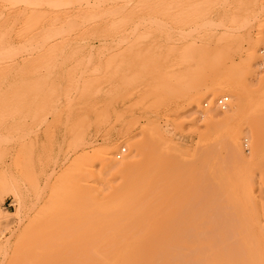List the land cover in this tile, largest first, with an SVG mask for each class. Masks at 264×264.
I'll list each match as a JSON object with an SVG mask.
<instances>
[{"label": "rangeland", "instance_id": "obj_1", "mask_svg": "<svg viewBox=\"0 0 264 264\" xmlns=\"http://www.w3.org/2000/svg\"><path fill=\"white\" fill-rule=\"evenodd\" d=\"M0 1V264H111L113 235L126 233L111 218L133 203L138 218L161 214L170 229L238 223L239 253L264 264V0ZM230 94L240 112L206 123L202 110L228 95V109L214 104L224 114ZM256 131L262 148L243 163L230 145L242 138L249 155ZM127 140L142 161L114 177L105 157L128 158Z\"/></svg>", "mask_w": 264, "mask_h": 264}, {"label": "bare ground", "instance_id": "obj_2", "mask_svg": "<svg viewBox=\"0 0 264 264\" xmlns=\"http://www.w3.org/2000/svg\"><path fill=\"white\" fill-rule=\"evenodd\" d=\"M8 1V0H7ZM10 1V0H9ZM8 1V2H9ZM57 1V0H56ZM55 1V2H56ZM88 1V0H87ZM116 1H118V0H116ZM115 1V2H116ZM147 1V0H146ZM145 1V2H146ZM152 1V0H151ZM165 1V0H164ZM181 1V0H180ZM183 1H185V0H183ZM206 1V0H205ZM221 1V0H220ZM1 2V1H0ZM112 2V1H111ZM124 2V1H123ZM139 2V1H138ZM148 2H149V0H148ZM158 2V1H157ZM160 2H161V0H160ZM190 2V1H189ZM7 3V2H6ZM99 3V2H98ZM117 3V2H116ZM141 3V2H140ZM150 3V2H149ZM166 3V2H165ZM168 3V2H167ZM174 3V2H173ZM172 3V4H173ZM185 3H186V1H185ZM184 2H183V6H184V4H185ZM202 3V2H201ZM1 4V3H0ZM129 4V3H128ZM142 4V3H141ZM146 4H148V3H146ZM150 4H153V3H150ZM159 4V3H158ZM157 4V5H158ZM161 4H162V2H161ZM181 4V3H180ZM191 4H192V2H191ZM195 4V3H194ZM200 4V3H199ZM229 4V3H228ZM15 5V4H14ZM47 5V4H46ZM149 5V4H148ZM160 5V4H159ZM186 5V4H185ZM188 5H189V3H188ZM193 5V4H192ZM192 5H191V7H192ZM210 5V4H209ZM88 6V5H87ZM135 6V5H134ZM142 6V5H141ZM145 6V5H144ZM147 6V5H146ZM171 6V5H170ZM182 5L180 6L181 8L180 9H183L182 7H183ZM138 7V6H137ZM163 7H164V5H163ZM177 7H179V6H177ZM189 7V6H188ZM218 7V6H217ZM147 8H148V6H147ZM205 8V7H204ZM208 8V7H207ZM206 8V9H207ZM137 9V8H136ZM140 9V8H139ZM142 9V8H141ZM146 9V8H145ZM144 9V10H145ZM162 9V8H161ZM171 10H172V8H170ZM176 9V8H175ZM5 10V9H4ZM82 10V9H81ZM85 10H87V9H85ZM90 10V9H89ZM153 10V9H152ZM157 10V9H156ZM183 10H186V8L185 9H183ZM83 11V10H82ZM129 11V10H128ZM137 11V10H136ZM148 11V10H147ZM176 11V10H175ZM178 11V10H177ZM177 11H176V13H177ZM187 11V10H186ZM0 12H2V11H0ZM33 12V11H32ZM180 11H178V13H179ZM31 13V12H30ZM64 13V12H63ZM135 13V12H134ZM142 13V12H141ZM174 13V12H173ZM188 13V12H187ZM191 14H192V10H191V12H190ZM189 13V14H190ZM62 14V13H61ZM60 14V15H61ZM67 14V13H66ZM128 14V13H127ZM190 14V15H191ZM197 14V13H196ZM201 14V13H200ZM205 14V13H204ZM203 14V15H204ZM208 14V13H207ZM56 15H58V14H56ZM56 15L54 16V17H56ZM70 15V14H69ZM157 15V14H156ZM171 15V14H170ZM184 15V14H183ZM187 15V14H186ZM185 15V16H186ZM189 15V16H190ZM193 15V14H192ZM203 15H201V16H203ZM206 15V14H205ZM0 16H1V14H0ZM3 16H4V14H3ZM180 16V15H179ZM178 16V17H179ZM195 16V15H194ZM194 16L193 17H190V18H194ZM199 16V15H198ZM2 17V16H1ZM62 17V16H61ZM64 17V16H63ZM75 17V16H74ZM73 17V18H74ZM81 17V16H80ZM115 17V16H114ZM125 17V16H124ZM128 18L130 17V16H127ZM181 17V16H180ZM188 17V16H187ZM200 17V16H199ZM204 17H206V16H204ZM7 18V17H6ZM6 18H4V20L6 19ZM30 18V17H29ZM69 18V17H68ZM78 18V17H77ZM82 18V17H81ZM183 18H185V17H183ZM182 18V19H183ZM196 18V17H195ZM194 18V20H196ZM127 19V18H126ZM164 19V18H163ZM178 19V18H177ZM188 19V18H187ZM224 19V18H223ZM61 20V19H60ZM70 20H72V19H70ZM108 20V19H107ZM138 20V19H137ZM150 20V19H149ZM158 20V19H157ZM202 20V19H201ZM0 21H1V19H0ZM7 21H9V22H11L10 20H7ZM7 21H5L4 23H5V25L8 23ZM17 21V20H16ZM109 21V20H108ZM123 21H125V20H123ZM127 21V20H126ZM151 21V20H150ZM168 21V20H167ZM179 21V20H178ZM184 21V20H183ZM183 21H181V22H183ZM197 21V20H196ZM2 23H3V20L1 21ZM44 22V21H43ZM55 22V21H54ZM59 22V21H58ZM105 22V21H104ZM118 22V21H117ZM173 22V21H172ZM180 22V21H179ZM194 22V21H193ZM1 23V24H2ZM119 23V22H118ZM151 23V22H150ZM158 23V22H157ZM222 23V22H221ZM96 24V23H95ZM117 24V23H116ZM166 24V23H165ZM185 24H188V23H186V20H185ZM189 24H190V22H189ZM188 24V25H189ZM209 24V23H208ZM214 24V23H213ZM24 25V24H23ZM30 25V24H29ZM35 25V24H34ZM90 25V24H89ZM180 25H182V24H180ZM2 26V25H1ZM25 26V25H24ZM49 26V25H48ZM117 26V25H116ZM145 26V25H144ZM190 26V25H189ZM212 26V25H211ZM21 27V26H20ZM26 27V26H25ZM53 27V26H52ZM93 28V27H92ZM109 28H110V26H109ZM137 28V27H136ZM3 29V28H2ZM56 29V28H55ZM122 29V28H121ZM157 29V28H156ZM22 30V29H21ZM20 30V31H21ZM38 30V29H37ZM46 30H47V28H46ZM46 30H43V31H46ZM51 30V29H50ZM113 30V29H112ZM135 30V29H134ZM146 30H147V28H146ZM6 31V30H5ZM116 31V30H115ZM50 32V31H49ZM19 33V32H18ZM27 33V32H26ZM31 33V32H30ZM36 33V32H35ZM181 33V32H180ZM189 33V32H188ZM29 34V33H28ZM27 34V35H28ZM37 34V33H36ZM36 34H35V37H37L36 36ZM40 34V32L38 31V34L37 35H39ZM89 34H90V32H89ZM184 34V33H183ZM187 34V33H186ZM1 35V34H0ZM80 35V34H79ZM88 35V34H87ZM182 35V34H181ZM2 36V35H1ZM19 36V35H18ZM22 36V35H21ZM32 36V35H31ZM45 36V35H44ZM149 36V35H148ZM20 37V36H19ZM26 36L24 35V37H21L22 39L23 38H25ZM43 37V36H42ZM41 37V38H42ZM86 37V36H85ZM139 37V36H138ZM1 38V37H0ZM15 38V37H14ZM20 38V39H21ZM34 38V37H33ZM32 38V39H33ZM40 38V39H41ZM5 39V38H4ZM11 39V38H10ZM17 39V38H16ZM35 39V38H34ZM26 40V39H25ZM24 40V41H25ZM29 40H31V37H30V39ZM131 41V40H130ZM20 42V41H19ZM28 42V41H27ZM30 42V41H29ZM113 44V43H112ZM195 44V43H194ZM178 47V46H177ZM192 51V50H191ZM8 52V51H7ZM127 52V51H126ZM184 52V51H183ZM182 52V53H183ZM102 53V52H101ZM183 55V54H182ZM185 55V54H184ZM182 58H184V57H182ZM181 60V59H180ZM183 60V59H182ZM2 61V60H1ZM3 62V61H2ZM6 62V61H5ZM182 62V61H181ZM106 63V62H105ZM199 65V64H198ZM78 66V65H77ZM77 69V68H76ZM81 70V69H80ZM170 70V69H169ZM70 73V72H69ZM75 73V72H74ZM27 74V73H26ZM73 74V73H72ZM5 76V75H4ZM69 76V75H68ZM72 76V75H71ZM12 80V79H11ZM14 80V79H13ZM73 80V79H72ZM84 80V79H83ZM5 81V80H4ZM86 81V80H85ZM72 82V81H71ZM3 85V84H2ZM16 85V84H15ZM72 85V84H71ZM12 86V85H11ZM12 87H14V86H12ZM12 87H11V89H12ZM16 87V86H15ZM67 87V86H66ZM86 88V87H85ZM7 89V88H6ZM72 90V89H71ZM15 92V91H14ZM21 92V91H20ZM22 92H24V91H22ZM80 92H81V90H80ZM232 92H233V90H232ZM2 93V92H1ZM19 93V92H18ZM68 93H70V91L68 92ZM215 93V92H214ZM14 94V93H13ZM67 94V93H66ZM211 94H213V93H211ZM227 94H228V92H227ZM1 95V94H0ZM17 95H19V94H17ZM21 96L23 95V96H25L26 97V95L25 94H20ZM230 95H232L233 96V94H230ZM235 95V94H234ZM8 96H9V94H8ZM22 96V97H23ZM1 97H3L2 95H1ZM5 97V96H4ZM7 97V96H6ZM14 97V98H13ZM20 97V96H19ZM67 97V96H66ZM234 98H235V103L233 102V105H231V108H230V110H228V111H226V112H224V114H218L217 115V111H216V109H215V103H213V107L211 108V109H209V111H205V112H203V110H202V112H201V114H202V117L205 119V121H206V123L209 121V123L210 122H212V123H217L218 125H220V124H227V121H230V119H232V118H234V116H235V114L239 111L240 112V110H241V106H242V103H243V101L241 100V97H240V95H239V97L236 95V96H233ZM12 99L11 100H13V101H10L7 105L8 106H10L11 108H13V106L15 107V105L13 104V103H15L14 102V100H15V95L14 96H12L11 97ZM7 100H8V97L6 98ZM17 99V98H16ZM19 99V98H18ZM27 99V98H26ZM210 99V98H209ZM237 99V100H236ZM239 99V100H238ZM2 100H4V99H2ZM1 100V101H2ZM200 100V99H199ZM20 101H21V97H20ZM196 101V100H195ZM13 102V103H12ZM70 102V101H69ZM242 102V103H241ZM3 103V102H2ZM13 104V105H12ZM202 103H200V105H201ZM19 105V104H18ZM22 105V104H21ZM199 105V106H200ZM1 107H2V105H1ZM3 107H4V105H3ZM17 107V106H16ZM23 107H24V105H23ZM68 107V106H67ZM7 108V107H6ZM53 108V107H52ZM3 109V108H2ZM226 109H228V108H226ZM226 109H224V110H226ZM7 110V109H6ZM16 110V109H15ZM52 110V109H51ZM57 110V109H56ZM1 111V113H0V117H8L7 115H8V113H7V115L5 116V115H1L2 114V111L3 110H0ZM10 112V111H9ZM15 112H17V110L15 111ZM15 112H13L12 111V113L10 114V115H12V117H13V115H15V114H13V113H15ZM215 112H217V113H215ZM238 112V113H239ZM4 113V112H3ZM6 113H4V114H6ZM237 113V114H238ZM236 114V115H237ZM10 115H9V117H10ZM217 115V116H216ZM221 116V118H220V116ZM222 115H223V117H222ZM220 119H219V118ZM2 119V118H1ZM219 119V120H218ZM5 120V119H4ZM197 120V119H196ZM204 121V120H203ZM224 122H226V123H224ZM257 132V134L255 133V134H253L252 135V150H251V153L249 154V155H246V154H244V152H243V147L241 146L242 144H241V139L242 138H238V139H236V140H234L232 143H231V149H230V151H231V153L234 155V156H236L237 158H239V160L240 161H242L243 163H249V162H252L256 157H257V155L259 154V152H260V150H261V142H263V141H261V140H263V139H261L262 137V135H260V133L258 134V131H256ZM261 132V131H260ZM246 134V133H245ZM263 134V133H262ZM244 135V134H243ZM248 137V136H247ZM246 137V138H247ZM127 141H129V140H127ZM127 141H126V143H127ZM157 141H158V139H157ZM130 142V141H129ZM125 143V142H124ZM161 143V142H160ZM207 145V144H206ZM129 146L131 147L130 149H131V154L129 155V157L128 158H126L125 160H123V161H118L115 157H114V154L113 155H109L108 157L106 156L105 157V159L107 158V167H106V169H107V171L109 170L111 173H112V175L114 176V177H118V176H126V174L127 175H130L129 174V172H132L131 171V169L133 168V167H135L139 162H141V161H139V159L141 158L140 157V155H141V150L142 149H140L141 148V144L138 142V141H135V140H133V142H130L129 143ZM119 147V146H118ZM162 148V147H161ZM162 150H165V149H162ZM167 150V149H166ZM197 150V149H196ZM114 152V151H113ZM112 152V153H113ZM116 152V151H115ZM167 152H168V150H167ZM100 153H101V155H102V152L100 151ZM104 153V152H103ZM99 155V154H98ZM121 156V155H120ZM100 157V156H99ZM102 157V156H101ZM140 157V158H139ZM120 158V157H119ZM104 158H103V160H105ZM260 162V161H259ZM155 163V162H154ZM140 164V163H139ZM156 164H157V162H156ZM261 164V163H260ZM142 165V164H141ZM258 165V164H257ZM138 166V165H137ZM153 166V165H152ZM155 166V165H154ZM261 166V165H260ZM104 167H105V165H104ZM139 167V166H138ZM150 167V166H149ZM152 168V167H151ZM138 169V168H137ZM145 169V168H144ZM158 169V168H157ZM154 170H156V168L154 169ZM262 170V169H261ZM107 171H105V172H107ZM108 171V172H109ZM148 171H150V170H148ZM147 171V172H148ZM157 171V170H156ZM139 172H140V170H139ZM142 172V171H141ZM159 172V171H158ZM263 172V171H262ZM111 173H110V175H111ZM136 173V172H135ZM143 173V172H142ZM151 174V173H150ZM133 175V174H132ZM141 175V174H140ZM146 175V174H145ZM144 175V176H145ZM263 175V174H262ZM112 176V177H113ZM254 176V175H253ZM121 177V178H122ZM131 177H133V176H131ZM135 177V176H134ZM141 177H143V176H141ZM149 177V176H148ZM130 177H128V179H129ZM138 178H140V177H138ZM147 177H145L144 179L145 180H147L146 179ZM254 178V177H253ZM134 179V178H133ZM136 179V178H135ZM134 179V180H135ZM141 179H143V178H141ZM149 180H150V178H148ZM152 179V178H151ZM124 179H122V181H123ZM126 180H127V178H126ZM111 181V180H110ZM129 181V180H128ZM112 182V181H111ZM124 182H125V180H124ZM132 182H134L135 183V181H132ZM138 182H139V180H138ZM117 183V182H116ZM141 183V182H140ZM147 183V182H146ZM112 184V183H111ZM115 184V183H114ZM119 184V183H118ZM118 184H116L117 185V187L115 186V188H114V192H112V195H113V193H116L117 192V189H118V187H120V186H118ZM127 184V182H125V185ZM113 185V184H112ZM137 185V184H136ZM136 185H133V186H136ZM147 185V184H146ZM145 185V186H146ZM111 186V185H110ZM123 186H124V184H123ZM122 186V187H123ZM133 186H132V188H133ZM138 186H139V184H138ZM143 186V185H142ZM144 186V187H145ZM127 187V186H126ZM129 187H130V185H129ZM144 187L142 188V189H144ZM117 188V189H116ZM131 188V187H130ZM135 188V187H134ZM139 188V187H138ZM111 190H113L112 188H111ZM115 190H116V192H115ZM128 190V189H127ZM121 191H123V190H121ZM120 191V192H121ZM129 191V190H128ZM131 191V190H130ZM129 191V192H130ZM141 191V190H140ZM126 191H124V193H125ZM119 193V192H118ZM123 193V192H122ZM133 193V192H132ZM109 194V193H108ZM141 194V193H140ZM116 195H117V193H116ZM116 195H114V196H116ZM120 195V194H119ZM124 195V194H123ZM122 195V196H123ZM134 195V194H133ZM118 196V195H117ZM121 196V197H122ZM127 196V195H126ZM129 196V195H128ZM136 196V195H135ZM139 196V195H138ZM143 197H144V195H142ZM141 196V197H142ZM117 198V197H116ZM115 198V199H116ZM126 198V197H125ZM145 198V197H144ZM118 199V198H117ZM127 199V198H126ZM134 199V198H133ZM136 199V198H135ZM142 199V198H141ZM138 200H140V198L138 199ZM114 201V200H113ZM119 201H121V200H119ZM148 201V200H147ZM128 202V201H127ZM144 202H146V201H144ZM149 202V201H148ZM133 203V202H132ZM136 203V202H135ZM138 203V202H137ZM151 203V202H150ZM119 205V204H118ZM139 206V208H140V204H138ZM150 205V204H149ZM128 206V208L126 209V211L123 213H121V211H120V206L118 207V208H116V210H115V216L113 217V218H111V217H109V218H111L112 219V223H114V226H116L117 228H119V229H121L122 231H123V229L122 228H125V230H124V232H126V233H121V232H119V233H121V235L122 236H124V239H122L123 237L120 235V234H118V232H116V233H114V235H113V237H114V241H113V244L115 243V245L117 246H115V245H113V247L111 246V248H112V250H114L115 252H116V254H117V256L115 255V252H113L112 250H111V255H110V253H109V255L112 257V260L114 261H112V263L111 264H116L117 262H124L125 264H127L126 262H129L130 260H132V262L130 261L128 264H134V263H136L135 262V259H136V261H137V263L138 264H141L142 263V261H143V264H144V260H146L147 259V262H145L146 264L149 262V261H151L150 263L151 264H153L152 262L153 261H156L155 263L156 264H249V262H250V260L249 259H247V257L246 256H244V254L246 255L247 253L246 252H243V251H241L242 252V255L239 253V248L241 249V243H240V240L241 239H239V237L241 236L240 234H239V224L237 223V224H234L233 225V227L232 228H228L227 230H228V232H225V231H222V232H215V231H202V230H198V229H191L190 228V224L189 223H187V222H183V223H180L181 225H179L176 229H170L169 228V226H168V222H169V219H167L165 216H162L161 214L160 215H157V214H155V215H153L154 213L152 212V216H147V214H146V217L144 216V217H141L140 218V216H139V218H138V216L136 215L137 214V206H134V203L133 204H129V205H127ZM145 206V205H144ZM154 206V205H153ZM107 209V208H106ZM146 209V208H145ZM149 209V208H148ZM112 210V209H111ZM151 210V209H150ZM144 211V210H143ZM148 211V210H147ZM139 212H142L141 210L139 211ZM156 212V211H155ZM104 213V212H103ZM105 213H106V211H105ZM144 213H145V211H144ZM113 214V213H112ZM150 214V213H149ZM104 215V214H103ZM235 219V218H234ZM105 221V220H104ZM109 222V221H108ZM238 222V221H237ZM113 225V224H112ZM115 228V227H114ZM126 229H128L129 230V233L130 234H128V230H126ZM140 231L142 232L143 231V233L142 234H140ZM137 232H139L138 234H137ZM146 233V234H145ZM150 233H152L151 234V236H150ZM136 235V236H131V235ZM140 234V235H139ZM147 234H148V237H147ZM130 235V236H129ZM153 235V236H152ZM243 235V234H242ZM116 236H118V238L116 237ZM137 236H139L141 239H143V241L145 242L146 240H148V239H146V240H144L146 237L147 238H149V237H151V242L154 240V239H156V240H154V241H156V242H154V244L152 243L151 244V242L148 240V241H146L145 243H147V242H149V249L150 248H152L153 246V249H151V250H153V251H149V253H148V250L146 251L145 249H148L147 247H148V245H146L145 246V244H144V242L142 243L140 240V238H138L139 239V241L137 242ZM141 236H143V237H141ZM117 239H116V238ZM120 237V238H119ZM130 238L132 239V240H130ZM133 238H134V240H133ZM120 239V240H119ZM243 239H245V241H246V243L249 245H251L253 242H252V237H245V238H243ZM122 240V241H121ZM127 240V241H126ZM255 240V239H254ZM253 240V241H254ZM129 241V242H128ZM134 243V242H137L136 244L134 243H132V242ZM119 242H120V244H119ZM126 242V243H125ZM241 242H242V240H241ZM254 242H257L256 240L254 241ZM121 243H122V245H121ZM125 243V244H124ZM143 244L146 248L144 249V247L142 248V246H141V248L143 249V250H145V252H147V254L145 253V258L148 256V258H144V254L142 255V253H144V251L143 250H140V244ZM112 244V243H111ZM124 244V245H123ZM129 246H128V245ZM130 244H132V245H130ZM139 244V245H138ZM148 244V243H147ZM156 244V245H155ZM245 244V243H244ZM139 247V248H137V246ZM119 246V247H118ZM132 246H134V247H132ZM151 246V247H150ZM240 246V247H239ZM121 247H124V248H122V250L121 249H119V248H121ZM131 247L132 248H134L133 249V251L135 252V249L137 248L140 252H141V255H142V257H141V255H138V251L136 250V253H137V255H136V253L134 254V252L132 251V249H131ZM118 248V249H117ZM123 249H127V250H125V252H124V250ZM194 249H196V251L194 250ZM246 249V248H245ZM117 250H121V251H118L117 252ZM131 250V251H130ZM250 250H252V249H250ZM132 252V254H129L130 252ZM195 253H194V252ZM253 251V250H252ZM122 252V253H121ZM124 252V253H123ZM139 252V253H140ZM191 252H192V254H191ZM250 252V251H249ZM126 253V254H125ZM244 253V254H243ZM251 253V252H250ZM121 254V255H120ZM149 254V255H148ZM153 254V255H152ZM120 255V256H119ZM127 255H130V256H127ZM134 255H136L137 257H138V259L136 258V256L134 257ZM119 256V257H118ZM123 256H124V258L125 257H128L127 259H126V262H125V259H123ZM131 256H132V258H135L134 259V261H133V259H131ZM149 256H151V258H152V260H149ZM252 256V255H251ZM114 257V258H113ZM139 257H141V259L139 258ZM155 257V258H154ZM119 258L121 259V260H119ZM150 258V259H151ZM144 259V260H143ZM154 259V260H153ZM251 260L253 259L254 260V257H251L250 258ZM116 260H119V261H116ZM141 262H140V261ZM149 260V261H148ZM252 260V261H253ZM139 261V262H138ZM111 262V261H110ZM124 263H121V264H124ZM136 263V264H137ZM154 263V264H155ZM253 263H254V261H253ZM252 262H251V264H253ZM256 264V263H255Z\"/></svg>", "mask_w": 264, "mask_h": 264}, {"label": "built area", "instance_id": "obj_3", "mask_svg": "<svg viewBox=\"0 0 264 264\" xmlns=\"http://www.w3.org/2000/svg\"><path fill=\"white\" fill-rule=\"evenodd\" d=\"M215 105H216L219 109H222V110H223V108H226L227 105H228V95H223V96L217 98V99L215 100ZM125 151H126V148L122 147V148H121V152H120V153H117V157L119 158L120 155H121L122 153H124Z\"/></svg>", "mask_w": 264, "mask_h": 264}]
</instances>
